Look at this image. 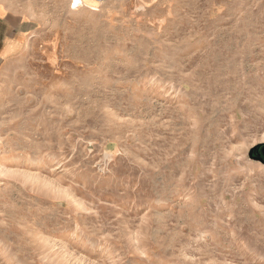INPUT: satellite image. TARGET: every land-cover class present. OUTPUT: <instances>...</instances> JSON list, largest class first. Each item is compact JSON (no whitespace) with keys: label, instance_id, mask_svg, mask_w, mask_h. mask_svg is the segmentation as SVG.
<instances>
[{"label":"rangeland","instance_id":"rangeland-1","mask_svg":"<svg viewBox=\"0 0 264 264\" xmlns=\"http://www.w3.org/2000/svg\"><path fill=\"white\" fill-rule=\"evenodd\" d=\"M26 8L0 264H264V0Z\"/></svg>","mask_w":264,"mask_h":264},{"label":"crops","instance_id":"crops-1","mask_svg":"<svg viewBox=\"0 0 264 264\" xmlns=\"http://www.w3.org/2000/svg\"><path fill=\"white\" fill-rule=\"evenodd\" d=\"M27 0H0V67L21 48L29 31Z\"/></svg>","mask_w":264,"mask_h":264},{"label":"water","instance_id":"water-1","mask_svg":"<svg viewBox=\"0 0 264 264\" xmlns=\"http://www.w3.org/2000/svg\"><path fill=\"white\" fill-rule=\"evenodd\" d=\"M258 149H260V152L258 154H253L255 151H257ZM250 158L256 159L262 163H264V146H258L256 148H254L251 152H250Z\"/></svg>","mask_w":264,"mask_h":264},{"label":"flooded vegetation","instance_id":"flooded-vegetation-1","mask_svg":"<svg viewBox=\"0 0 264 264\" xmlns=\"http://www.w3.org/2000/svg\"><path fill=\"white\" fill-rule=\"evenodd\" d=\"M260 151L258 150V151H256V154H258Z\"/></svg>","mask_w":264,"mask_h":264}]
</instances>
